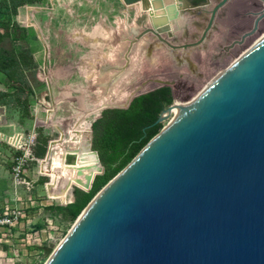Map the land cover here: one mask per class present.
Here are the masks:
<instances>
[{
	"label": "water",
	"instance_id": "1",
	"mask_svg": "<svg viewBox=\"0 0 264 264\" xmlns=\"http://www.w3.org/2000/svg\"><path fill=\"white\" fill-rule=\"evenodd\" d=\"M145 85L100 110L160 87ZM93 151L100 170L85 191L104 170ZM44 264H264V36L102 186Z\"/></svg>",
	"mask_w": 264,
	"mask_h": 264
},
{
	"label": "rangeland",
	"instance_id": "2",
	"mask_svg": "<svg viewBox=\"0 0 264 264\" xmlns=\"http://www.w3.org/2000/svg\"><path fill=\"white\" fill-rule=\"evenodd\" d=\"M144 1L39 0L21 6L12 16L24 30L21 37L34 58L33 78L38 87L28 106L30 118L12 106L0 105V178L5 185L0 194V264H44L74 224L76 218L67 222L52 217L45 208L51 204L65 205L72 200L74 184L89 182L84 174H74L72 156L62 154L73 150L68 148V143L76 140L81 130H85L84 142L78 151L88 145L91 122L100 115L102 107L132 93L144 82L146 85L141 90L167 85L172 91L171 104H187L210 82L214 75L212 69L239 59L264 36L263 19L253 35L241 46L226 50L222 57L218 48L208 58L205 55L200 65L195 58L191 67L186 62L176 65V57L167 49L158 47L151 56L140 50L143 44L145 49L152 45L147 43L149 36H143L144 28L151 27ZM239 1L229 0L218 11L214 26L224 34L223 38H215L214 44L228 45L236 35L234 31L241 33L252 24L241 17L250 5ZM259 9L260 6L256 8ZM204 13L192 23L194 32ZM194 16L181 13L169 30L174 31ZM198 50L202 49H191L188 53L194 57ZM164 58L171 59L175 65L164 64ZM156 76L170 83L148 80ZM2 90L6 88L0 74ZM162 115L163 126L174 116L165 112ZM38 130L48 137V152L43 157H36L34 153ZM15 135L26 139L35 137L31 145L34 159L28 162L23 174L28 185L16 183L9 169L15 154L11 138ZM51 145L55 148V160L65 161L76 178L74 182L61 177L58 167L54 177L49 174ZM3 219L8 222L1 223Z\"/></svg>",
	"mask_w": 264,
	"mask_h": 264
},
{
	"label": "trees",
	"instance_id": "3",
	"mask_svg": "<svg viewBox=\"0 0 264 264\" xmlns=\"http://www.w3.org/2000/svg\"><path fill=\"white\" fill-rule=\"evenodd\" d=\"M38 1L0 0V74L3 75L4 87L6 88V90L0 91V105L12 106L20 113L26 114L28 118L31 117L28 106L32 103V98L35 96L36 88L38 87V83L33 78L35 62L30 49L23 37H21L24 30L12 19V16L17 13L18 8L21 6ZM191 1L192 3H199L203 0ZM217 1L212 0L207 5V9L206 6H203L191 10L199 14V16L203 12L205 13L204 17L199 21L193 36L186 39L185 42H193L198 39L207 22L210 10ZM223 34V30L221 31L213 26L208 32L206 39L199 45L194 46V49H202L201 51L198 50L194 57L199 65L203 62L205 55L208 58L216 49L222 47L224 50H227V47L220 42L214 44L216 41L214 39L223 38ZM173 42L177 43V41ZM213 45H215V48H212ZM189 49L187 48V51ZM173 51L179 54L177 50ZM235 60L231 62L227 60L228 62H223L217 68L212 69L214 75L210 79V82ZM208 69H211V67L209 66ZM148 80L157 83H170V81L164 80L160 76H156V78L151 77ZM130 95L131 93L117 99L113 104L125 102ZM172 100L173 96L170 86L163 85L133 97L126 108L103 109L100 115L91 122V147L97 151L100 163L104 169L103 173L95 175L91 188L88 191L80 188H84L89 182L74 184L76 187L72 190L73 200L65 205L51 204L47 206L45 209L50 215L52 217H60L67 222L74 220L102 186L123 169L141 148L160 131L163 124L162 122H157V119L162 110L172 103ZM84 132L85 130H81L76 140L68 143V148L73 150H69L63 154L79 150L80 144L84 142ZM47 140L48 137L42 135L40 130H38L34 149L36 157H43L45 155L48 150ZM49 150V174L54 177V170L58 167L61 170V177L70 183L74 182L71 169L67 167L65 161L59 162L55 160V148L51 145ZM99 170L100 165L97 168V172ZM36 228L40 229L41 226H36Z\"/></svg>",
	"mask_w": 264,
	"mask_h": 264
},
{
	"label": "flooded vegetation",
	"instance_id": "4",
	"mask_svg": "<svg viewBox=\"0 0 264 264\" xmlns=\"http://www.w3.org/2000/svg\"><path fill=\"white\" fill-rule=\"evenodd\" d=\"M191 1V0H190ZM229 1V0H228ZM245 6H249L246 10V12H244L243 14H241V17H243L244 19H247L249 24L252 23L251 25L247 26L244 28V30L242 29L239 33L237 31H234L236 33V35L233 37V40L228 44L225 45V47H227L228 49H233L236 45L241 46L242 42L247 38L250 37L251 35L254 34V32L257 30L258 28V23L260 21H263L264 19V12H263V2L262 0H253L251 1V3L248 4L249 0H240L239 2L244 3L246 2ZM259 1L261 4H258ZM192 2V1H191ZM260 6L259 10H256V8ZM193 10V9H192ZM193 13V15H195L194 17H188L186 19V22L181 25L178 28H175L174 31H169L171 32L172 35L169 34V32H163L161 34H155L151 27H145V33L143 36L148 35L149 36V40H147V43L149 44L151 42L152 45H150L149 49H145L143 44V47H141V51L145 52L147 56H151V53L154 52V50H156L158 47L167 49L171 54L173 53V55L176 57V65H181L183 64V62H186L187 65H189L190 67L194 64L193 63V56L189 55V51H191V49H194V46H187L186 48H183L184 45H189L192 42H185L186 39L190 38L191 36H193L194 34V29L192 28V26H194L192 23H194L197 19V17H199V14L192 12L191 10H185L182 13ZM190 29V30H188ZM193 29V30H192ZM188 30V31H187ZM151 34V35H149ZM242 36H244V38L242 39ZM144 38V37H142ZM142 40V39H141ZM173 41H177V43L175 44ZM194 42V41H193ZM139 44V41L136 42ZM134 43V44H136ZM196 46V45H195ZM187 48H190L189 51H187ZM136 49H138V47H136ZM173 50H177L179 52V54L175 53ZM226 50H224L222 47L220 48V52L224 53ZM219 52V53H220ZM125 58L127 59V56H125ZM162 61L164 62V64H171L173 63L175 65V62L171 59L168 58H164L162 59Z\"/></svg>",
	"mask_w": 264,
	"mask_h": 264
},
{
	"label": "bare ground",
	"instance_id": "5",
	"mask_svg": "<svg viewBox=\"0 0 264 264\" xmlns=\"http://www.w3.org/2000/svg\"><path fill=\"white\" fill-rule=\"evenodd\" d=\"M206 1L208 4H206ZM211 3V2H210ZM209 0H203L199 3H192L190 0H174V3H169V1L160 2L159 0H152L149 8L145 9L149 12V20L151 29L155 34H161L165 31H170L169 27L176 19L181 15V13L185 10H192L198 7L207 6L210 4ZM187 46H195V45H184L183 48ZM247 52V51H246ZM243 55V54H242ZM238 60V59H237ZM236 60V61H237ZM222 73V72H221ZM220 73V74H221ZM218 74L204 89L203 91L220 75ZM202 91V92H203ZM201 92V93H202ZM115 102V101H114ZM113 102V103H114ZM110 103V104H113ZM109 105V104H108ZM185 104L175 102L174 105L171 107L169 111L170 114H175L178 108ZM167 115V114H166ZM63 156H72L71 164L74 170L75 175L84 174L88 179L89 182L91 177L97 173V168L99 167V163L96 158L95 152L92 150L90 146V140L88 145L81 151L72 152L62 154ZM73 181L76 178L72 177Z\"/></svg>",
	"mask_w": 264,
	"mask_h": 264
},
{
	"label": "built area",
	"instance_id": "6",
	"mask_svg": "<svg viewBox=\"0 0 264 264\" xmlns=\"http://www.w3.org/2000/svg\"><path fill=\"white\" fill-rule=\"evenodd\" d=\"M11 139L12 146L15 148V154L13 155L12 165L10 167L11 174L13 175L16 183L28 185V182H25L23 178V174L25 173V167L28 162L34 159L31 145L35 143V137L30 136L29 139H26L21 135H15ZM5 222H8V220H1V223Z\"/></svg>",
	"mask_w": 264,
	"mask_h": 264
},
{
	"label": "crops",
	"instance_id": "7",
	"mask_svg": "<svg viewBox=\"0 0 264 264\" xmlns=\"http://www.w3.org/2000/svg\"><path fill=\"white\" fill-rule=\"evenodd\" d=\"M58 2H59V1H58ZM4 187H5L4 182H3L2 178H0V194H1L2 191L4 190Z\"/></svg>",
	"mask_w": 264,
	"mask_h": 264
}]
</instances>
